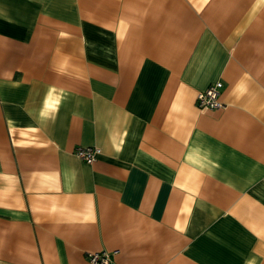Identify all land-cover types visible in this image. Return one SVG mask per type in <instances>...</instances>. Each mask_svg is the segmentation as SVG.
I'll list each match as a JSON object with an SVG mask.
<instances>
[{
  "label": "crops",
  "instance_id": "1",
  "mask_svg": "<svg viewBox=\"0 0 264 264\" xmlns=\"http://www.w3.org/2000/svg\"><path fill=\"white\" fill-rule=\"evenodd\" d=\"M100 252L264 264V0H0V264Z\"/></svg>",
  "mask_w": 264,
  "mask_h": 264
},
{
  "label": "built area",
  "instance_id": "2",
  "mask_svg": "<svg viewBox=\"0 0 264 264\" xmlns=\"http://www.w3.org/2000/svg\"><path fill=\"white\" fill-rule=\"evenodd\" d=\"M222 90V83L215 82L209 85L205 90L200 91L196 98V107L201 110H216L223 108L219 97ZM101 150L98 147H76L74 154L80 160L87 164H92L100 155ZM89 264H110L111 257L107 252L89 253L86 256Z\"/></svg>",
  "mask_w": 264,
  "mask_h": 264
}]
</instances>
